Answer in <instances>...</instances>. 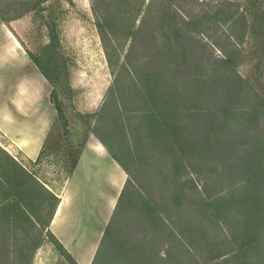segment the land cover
I'll list each match as a JSON object with an SVG mask.
<instances>
[{"label": "trees", "instance_id": "trees-1", "mask_svg": "<svg viewBox=\"0 0 264 264\" xmlns=\"http://www.w3.org/2000/svg\"><path fill=\"white\" fill-rule=\"evenodd\" d=\"M45 1L39 0V4ZM196 1L203 9L193 15L181 9V3L186 0H178L179 3L177 0H91L105 42L106 26L115 36L123 26H130L126 39L131 47L122 70L115 77L113 95L117 96L118 90L121 95L127 92L123 90L127 75L140 91L144 108L146 106L138 119L141 122L136 129L140 132L138 137L142 131H147V139L155 140L156 145H160L162 136L165 137L180 160L177 165L173 163L176 165L174 173L164 176L158 198L153 189H148L152 187L145 186L127 165L129 161L138 164V173H146L149 169L147 158L142 155L141 141L135 148L129 146L126 159L119 152L117 155L113 143L94 132L125 171L127 180L92 264H264V137L258 130L264 132V98L250 91L238 71L237 45L244 38L245 28L242 35L234 39L239 19L231 3L210 7L208 3ZM2 14L0 7L1 21L11 23ZM211 22L214 27H210ZM224 25H227L226 30L222 29ZM202 26H207L208 34L203 37L195 31ZM51 32L54 39L56 34ZM212 47L222 56H215ZM28 53L53 86L51 102L57 112L56 120L62 121L66 129L68 121L56 77L38 57ZM107 57L109 65L115 69L114 61L109 54ZM245 102H249L250 108H242ZM125 106L111 102L104 114V130L113 138L128 131L125 125L132 121L125 123L126 116L128 120L134 118L121 108ZM49 138L50 133L39 158L30 161L33 165L44 160ZM85 144L77 154L69 151L68 179L78 165ZM0 151L5 152L1 147ZM214 160L221 162V166ZM207 168L208 173L257 174L240 183L233 182L226 191L211 197L205 192L210 190L212 181L205 179V192H202L198 177L190 173H206ZM178 183L181 190L175 192ZM46 193L55 202L50 224L60 198L50 193L35 173L28 172L9 154L5 160L0 159V226L15 225L17 229L22 222H31V217H36L34 204L43 201ZM184 200L191 210L175 212ZM195 212H201L200 217H196ZM204 221L215 224L221 232V236L205 248L197 244L200 234L210 232L205 223L201 224ZM223 226L229 229L224 235ZM7 232H2L0 244L7 241ZM50 235L67 262L79 264L51 231ZM163 247L164 254L161 253ZM34 249L28 254L30 263Z\"/></svg>", "mask_w": 264, "mask_h": 264}, {"label": "rangeland", "instance_id": "rangeland-1", "mask_svg": "<svg viewBox=\"0 0 264 264\" xmlns=\"http://www.w3.org/2000/svg\"><path fill=\"white\" fill-rule=\"evenodd\" d=\"M200 2L208 3L210 7L214 4L224 3L228 5L227 2L231 3L233 10L237 13V19H239L236 34L233 31L234 39L237 35H242V30L245 28L244 38L242 41H238L237 45L238 71L248 83L250 91L259 93L264 98V0H200ZM181 6L183 11L193 15L203 9V5L196 0H186V2L181 3ZM0 7L3 11L2 16L11 21V23L7 21L6 24L14 23V33L26 50L38 57L46 69L56 77L58 94L68 121V127L65 129L62 121L55 120L51 128L46 155L41 164L33 165L1 132L0 147L5 152L0 153V159L5 160L6 154H9L28 172L35 173L50 193L60 198L65 194L67 183L71 179H68V173H70L69 151L77 154L89 137L90 139L96 137L94 132H98L102 138L111 144L113 143V149L117 155L120 154L122 158L126 159L129 158V146L135 148V144H139L141 141L144 148L142 155L147 158L149 169L146 173H138V164H133L128 160L127 165L130 171L137 173L135 175H138L142 183L147 187H152L148 189H153L155 196L160 198L164 176L166 173H174L175 166L180 160L173 154L170 142L165 137L162 136L160 145H156L155 140L151 142V138L147 139L149 138L147 131H142L141 137H138L137 134L140 132H137L136 129L141 123L138 122V119L142 117L146 106L144 108L140 91L136 89L127 75H125L123 85V90H127V92L121 95L118 90L117 96L112 93L115 77L122 70L126 54L131 47V42L126 39L130 26H123L115 36L112 33L113 30L111 32L110 28L105 25V33L108 36L105 42L101 29L97 25L100 20L92 9L91 0H46L43 4H39V0H0ZM34 7L37 9L35 10ZM15 17H17L16 20L12 21ZM209 25L214 27L213 22ZM205 27L207 26L198 28L195 30L196 33L201 37L208 35ZM226 28L227 25H224L222 29L226 30ZM215 29L218 28L215 26ZM51 31L56 34L54 39L53 36L51 37ZM210 33L213 34L211 30ZM212 48L215 56H222L217 48ZM107 53L114 61L116 70L109 65ZM114 97L117 98V101H113ZM128 97L129 100H127ZM111 102L120 106L125 104L126 106L121 108L129 113L128 115H134L131 120H128L127 116L124 120L125 123L132 121L130 125H125L128 129L126 134L121 132L114 138L104 130L106 128L104 114L107 113ZM245 103L242 108H250L249 102ZM80 113L83 115H79ZM236 126L240 127L241 124H236ZM258 130L263 132L261 129ZM261 133L259 132L263 138L264 132ZM215 162L220 166L222 164L219 161ZM173 163L176 165L173 166ZM204 164H206L205 161ZM206 171V173H199V175L194 172L190 173H192L191 176L198 177L199 189L202 192H205V179L212 181L210 190L205 192L211 197L216 193L226 191L233 182L240 183L241 180H247L248 177L254 178V175L257 174L252 172L245 176L234 172L208 173V168ZM180 186L181 184L178 183L174 191H180L181 189L178 188ZM92 187L91 201L88 204L90 209L105 206L108 195L114 194L112 186L105 187L100 183ZM187 187L190 185L188 184ZM105 193L107 194L105 195ZM44 196L43 201H37L34 204L33 209L36 217L32 216L31 222L24 221L19 224L17 229L15 225L0 226V241L3 238L2 232L8 231L6 234L7 241L0 244V256L2 257L0 264H69L57 249V245L50 235L49 225L51 222L49 224V221L54 209V199H49L51 197L48 193ZM37 206L42 207L41 211L37 210ZM113 210L111 207L105 220H103L104 217L103 219L101 217L95 218V211L87 222H85L87 220L84 216L85 213L80 218L81 221L83 218L85 220L76 234L81 241H84V245L86 241H95V236L98 235L93 258ZM179 210L183 212L191 210L186 200L181 202L175 212ZM163 212L165 213V210ZM98 214L96 212V216ZM194 215L200 217L201 212L200 214L195 212ZM205 222H201V224ZM85 223L89 225L88 234H86L87 231H83L84 226H88ZM205 225L210 232L205 235L200 234L201 240L197 242L199 246H204V248L215 242V238L221 236V232L215 224L207 222ZM223 228L225 229L223 235L229 232L228 228L225 226ZM60 242L63 244L62 241ZM33 248L35 249L32 252L33 258L30 263L28 254ZM165 250L164 247L161 248V253L164 254ZM72 256L77 260L74 254Z\"/></svg>", "mask_w": 264, "mask_h": 264}, {"label": "crops", "instance_id": "crops-1", "mask_svg": "<svg viewBox=\"0 0 264 264\" xmlns=\"http://www.w3.org/2000/svg\"><path fill=\"white\" fill-rule=\"evenodd\" d=\"M13 24L0 20V132L27 160L35 162L57 117L51 102L53 86L15 35ZM126 178L125 171L100 140L89 137L50 224V231L79 264H82L80 257L87 258L88 245L93 241H86L85 247L76 232L85 219V222L91 219L94 211L95 218L103 219L111 207L114 209ZM100 183L112 186L114 194L108 195L105 206L90 209L92 186ZM83 214L85 219L81 221ZM88 228L89 225L84 226L83 231ZM93 253L90 252L87 264L92 261Z\"/></svg>", "mask_w": 264, "mask_h": 264}, {"label": "bare ground", "instance_id": "bare-ground-1", "mask_svg": "<svg viewBox=\"0 0 264 264\" xmlns=\"http://www.w3.org/2000/svg\"><path fill=\"white\" fill-rule=\"evenodd\" d=\"M62 212V210H61ZM106 217H104V220H105ZM107 219V218H106ZM103 221V220H102ZM57 224V223H56ZM92 241V240H91ZM97 240L93 241V242H90V245H88V255H87V258L85 259L84 257H80V260L82 262V264H87L88 262V256L90 254V252H93L94 251V247H95V244H96ZM80 262V261H79Z\"/></svg>", "mask_w": 264, "mask_h": 264}]
</instances>
